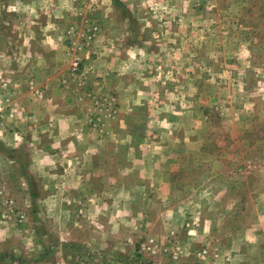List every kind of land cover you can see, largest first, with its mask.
Here are the masks:
<instances>
[{"label":"crops","instance_id":"0c3cea01","mask_svg":"<svg viewBox=\"0 0 264 264\" xmlns=\"http://www.w3.org/2000/svg\"><path fill=\"white\" fill-rule=\"evenodd\" d=\"M122 1L132 21L135 18L138 23L142 18L139 23L146 27L150 24L149 29L163 21L161 9L168 5L184 10L183 4L171 0ZM31 3L30 8L38 13L46 9V16L42 25L32 21L38 38L24 31L27 38L36 41L37 48L28 51L27 46L18 64L15 81L22 91L17 100L30 118L23 120L34 125L32 137L48 136L47 150L54 154L48 165L50 175L44 179L38 197L46 216L45 228L18 224L17 230L23 228L26 234L19 240L20 246L9 244L4 259L9 260L10 253L14 255L10 264H213L217 253L216 264H264V129L258 127V161L227 160L216 152L222 149L220 143L212 149L208 146V101L201 96L209 93L202 94L196 88L186 94L179 92L174 99H158L148 87L138 99L134 81L124 82L121 75L127 66L123 59H128L130 49H107L96 42L85 52L86 70L90 78L101 76L100 82L108 79L104 84H110L111 93L117 94L112 98L116 104L112 115L120 120V130H101L96 119V95L80 102L81 112L73 106L76 111H58L59 105L71 104L65 94L60 101L59 88L52 90L58 96L55 94L50 103L37 100L35 94L31 97L35 88L24 92L30 79L39 87L44 85V92L50 95L49 86L57 79L55 72L63 68V49L53 42L57 43L60 26L66 24L71 10L69 0ZM102 4L111 8L113 0H102ZM139 10L154 17L139 15ZM108 19L117 21L113 16ZM170 19L173 34L181 32L177 25H183L182 16ZM159 34L153 35L161 39L164 34ZM107 36L111 38L112 33ZM49 45L53 48L48 49ZM115 71L121 77L110 73ZM110 76L114 78L109 81ZM140 109L147 111L142 114ZM139 119L150 121L152 128L143 127L137 134L139 129L131 124ZM41 120L46 121L45 126H40ZM246 140L243 138L242 149L251 146ZM35 144L37 152L44 148L39 141ZM37 167L34 164L31 169ZM203 167L208 173L201 175ZM248 167L252 170L247 171ZM243 183L248 192L239 193V184ZM8 232L10 226L0 224V254L4 241L10 239ZM24 238H30L29 245ZM150 238L175 253V248L179 249V262L166 252L139 253L141 239ZM202 248L210 252L204 259L198 255Z\"/></svg>","mask_w":264,"mask_h":264},{"label":"rangeland","instance_id":"374dc122","mask_svg":"<svg viewBox=\"0 0 264 264\" xmlns=\"http://www.w3.org/2000/svg\"><path fill=\"white\" fill-rule=\"evenodd\" d=\"M33 1L0 0V224L5 228L10 226V239L4 241L0 259L7 256L9 244L20 246L19 240L26 234L23 228L17 230L20 224L22 227L24 223L28 226L39 224L38 226L45 228L43 223L46 216L39 207L38 197L42 195L44 179L50 175L48 165L54 153L47 150L50 143L48 136L40 135L39 139L32 137L34 125L29 120H23L28 116L24 115L23 105L17 100L22 88L15 81L22 54L27 53L25 48L28 46V51L37 48L36 41L27 38L24 31L26 29L38 38L39 31L31 27L32 23L38 21L33 24L42 25L46 16V9H41L44 12L38 13L30 8ZM171 1L183 4L184 10L179 11L168 5L161 9L160 19L163 21L149 29L150 24L146 27L139 23L142 18L138 19V23L134 22L135 18L132 21V14L122 0H113L111 8L105 7L102 0H69L70 17L66 24L60 26L57 43L53 42L63 49V68L55 72L57 79L49 86L50 95L45 93L44 85L39 87L32 79L28 81L29 88L24 92L35 88L30 93L31 97L35 94L37 100L50 103L55 94L58 96V92L53 95L52 90L59 88L60 101L63 102L65 94L70 97L71 104L59 105L58 111H76L71 107L73 106L79 112L82 111L80 102L96 95V119L99 118L101 130L110 127L120 130V120L114 119L112 115V108H116L112 98L117 94L111 93L110 84H104L108 79L100 82L101 76L90 78L85 62L88 58L84 55L95 42L107 49L124 47L130 49V52L127 53L128 59H123L127 66L122 71V79L124 82L134 81L138 99H142V91L148 90V87H151L148 91L158 99H174L177 93L186 94L196 88L202 94L209 93V96L201 97L208 101L205 117L208 118L206 129L210 133V149L220 143L222 149L216 152L227 160H243L247 163L258 161V127L264 129V120H261L264 114L259 113L264 112V0ZM99 5H103V8L100 9ZM138 14L154 17L153 13L150 15L142 10ZM178 14L182 16L183 25H177L181 32L173 34L175 31L170 18H176ZM110 16L116 17L117 21L108 22ZM104 19L106 22H102ZM108 32L112 33L111 38H108L109 35L105 37ZM156 32L164 34L161 39L160 36L153 35ZM51 48L53 45L48 46V49ZM118 54L122 55L121 52ZM75 57L80 58V64L78 70L72 72ZM110 73L118 75L116 71ZM110 77L109 81L114 78ZM145 111L147 110L140 109L138 112L145 114ZM45 124V120L40 121V126ZM149 125L150 121L146 123L142 119L132 121L131 124L139 129L137 134H140L143 127L152 128ZM245 137L246 145H251V148L240 147L244 144ZM38 141L44 146L39 152L35 144ZM34 164L38 167L32 168V171ZM251 170L248 167L247 171ZM199 171L201 175L208 173L205 167ZM243 191L248 192L244 183L239 184V193ZM77 204L80 206L81 202L78 201ZM80 212L82 213V209L79 214ZM23 240L27 245L31 242L30 238ZM23 240V245H26ZM157 245L158 241L154 238L141 239L137 251L146 255L166 252L171 255L172 260H179V249L175 248V253L166 244L161 247ZM209 253L207 248H202L198 255L204 259ZM217 255H214L213 264H216ZM8 256L13 261L14 255L9 253ZM5 260L7 259L0 260V264H10L9 260ZM154 264L159 262L155 261Z\"/></svg>","mask_w":264,"mask_h":264},{"label":"built area","instance_id":"2783aa9c","mask_svg":"<svg viewBox=\"0 0 264 264\" xmlns=\"http://www.w3.org/2000/svg\"><path fill=\"white\" fill-rule=\"evenodd\" d=\"M79 64H80V58L79 57H75L74 59H73V62H72V66L73 67H71V71L72 72H75V71H77L78 70V67H79ZM205 253H206V251H204ZM204 255V254H203Z\"/></svg>","mask_w":264,"mask_h":264}]
</instances>
